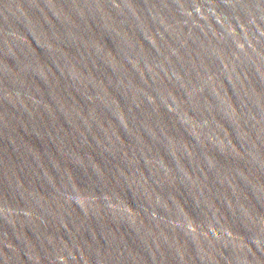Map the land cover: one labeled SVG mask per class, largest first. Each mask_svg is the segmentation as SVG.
Masks as SVG:
<instances>
[{"label":"water","instance_id":"1","mask_svg":"<svg viewBox=\"0 0 264 264\" xmlns=\"http://www.w3.org/2000/svg\"><path fill=\"white\" fill-rule=\"evenodd\" d=\"M0 264H264V0H0Z\"/></svg>","mask_w":264,"mask_h":264}]
</instances>
